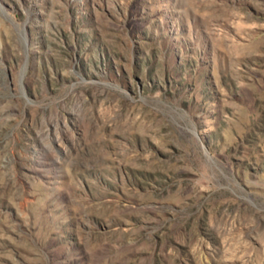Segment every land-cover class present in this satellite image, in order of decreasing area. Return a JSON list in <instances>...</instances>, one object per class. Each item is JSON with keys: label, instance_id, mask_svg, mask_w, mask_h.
Masks as SVG:
<instances>
[{"label": "rangeland", "instance_id": "1", "mask_svg": "<svg viewBox=\"0 0 264 264\" xmlns=\"http://www.w3.org/2000/svg\"><path fill=\"white\" fill-rule=\"evenodd\" d=\"M0 264H264V0H0Z\"/></svg>", "mask_w": 264, "mask_h": 264}]
</instances>
